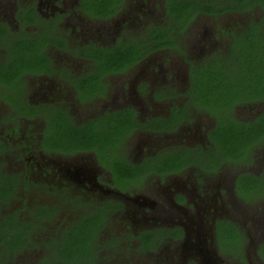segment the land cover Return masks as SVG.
I'll return each mask as SVG.
<instances>
[{"label": "flooded vegetation", "instance_id": "af4514ba", "mask_svg": "<svg viewBox=\"0 0 264 264\" xmlns=\"http://www.w3.org/2000/svg\"><path fill=\"white\" fill-rule=\"evenodd\" d=\"M169 1L0 0L2 212L54 210L4 264H48L83 217V264L107 230L101 264H264V96L236 52L263 12Z\"/></svg>", "mask_w": 264, "mask_h": 264}, {"label": "trees", "instance_id": "16d2710c", "mask_svg": "<svg viewBox=\"0 0 264 264\" xmlns=\"http://www.w3.org/2000/svg\"><path fill=\"white\" fill-rule=\"evenodd\" d=\"M198 2V0L169 1L173 6L177 5V3L192 6L197 5ZM236 2L241 6L239 8L240 12H245L255 6L263 12V15L257 21L251 23V27L253 26L252 30L242 35L243 40L239 42V48L236 51L237 58L241 61L239 69L243 70L241 72L250 76L253 81V87L249 89V94L253 95L257 101L264 96V43L260 40L264 35V0H236ZM173 12L178 19L182 18L180 14H184V10L177 6L174 7ZM133 50H135L133 47L128 48V51ZM195 95H199L198 89L195 90ZM258 131H263V129ZM4 176L3 172H0V243L4 247L3 253L6 255L8 254V249L17 251L23 247L26 239L25 235L30 232V229L40 226L46 228L52 227L53 220L51 215H53L54 210L47 206L37 205L29 211V215H33L30 223L18 218L12 220L10 214H3L2 210H5V208H2L1 205H7V198L10 196L9 190L12 189L9 184L7 185ZM117 178L119 179V177ZM33 220L36 222H33ZM99 221L100 219L83 217L70 227V230L65 233L68 235H63L65 237L59 244L56 245L54 240L48 242L45 252V259L48 260V264H83L84 261L92 260L95 250L91 246L95 245L97 239L102 235L99 232L102 229ZM13 232L16 235L11 238L9 243V234ZM5 260L0 259V264H4Z\"/></svg>", "mask_w": 264, "mask_h": 264}, {"label": "rangeland", "instance_id": "374dc122", "mask_svg": "<svg viewBox=\"0 0 264 264\" xmlns=\"http://www.w3.org/2000/svg\"><path fill=\"white\" fill-rule=\"evenodd\" d=\"M26 192H28L29 193V196H32L33 197V195L34 194H36L37 192H38V190H36V189H34V190H27ZM18 200V199H17ZM17 200H15V202H13L11 205H10V208L12 207L13 208V210H18L19 211V208H22V206H20V204L18 203V201ZM61 214V213H60ZM110 229H113V230H115V229H117L118 227H119V222L120 221H116V220H114V218H115V215L113 214V213H111L110 214ZM109 225V224H108ZM109 231L107 230L105 233H103V236H102V238H100V243H98L97 244V246H96V251H97V254L99 255V258H98V263L97 264H101L103 261H104V256L106 255V249L107 248H105V249H103L102 248V244H104L105 242H106V240L108 239L106 236L107 235H109V233H108ZM111 233H113V232H111ZM105 234V235H104ZM35 238H36V240H38V242L40 241V239H42V237H44V235H43V233H41V234H38V236H34ZM37 250H39V248L37 247ZM37 250H35V251H37ZM32 251H34V250H32ZM130 259H134L135 261H136V259L137 258H130Z\"/></svg>", "mask_w": 264, "mask_h": 264}]
</instances>
